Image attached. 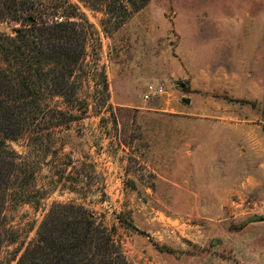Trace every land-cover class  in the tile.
<instances>
[{
  "label": "rangeland",
  "instance_id": "1",
  "mask_svg": "<svg viewBox=\"0 0 264 264\" xmlns=\"http://www.w3.org/2000/svg\"><path fill=\"white\" fill-rule=\"evenodd\" d=\"M71 1L95 35L68 123L7 142L31 201L5 200L0 264L54 202L115 227L127 264H264V0H148L110 31ZM147 83L164 92L144 100Z\"/></svg>",
  "mask_w": 264,
  "mask_h": 264
},
{
  "label": "trees",
  "instance_id": "2",
  "mask_svg": "<svg viewBox=\"0 0 264 264\" xmlns=\"http://www.w3.org/2000/svg\"><path fill=\"white\" fill-rule=\"evenodd\" d=\"M84 1L100 7L112 20L109 31L148 2ZM40 4L0 0V21L19 24L13 35L0 32V216L10 194L31 201L29 190L13 189L19 173L28 169L7 142L29 138L37 128L68 123L71 113L64 105L76 100L81 81L77 73L95 35L92 23L71 0H49L43 10ZM8 233H0V244L15 241ZM15 264H127V260L115 227H107L82 203L54 202Z\"/></svg>",
  "mask_w": 264,
  "mask_h": 264
},
{
  "label": "built area",
  "instance_id": "3",
  "mask_svg": "<svg viewBox=\"0 0 264 264\" xmlns=\"http://www.w3.org/2000/svg\"><path fill=\"white\" fill-rule=\"evenodd\" d=\"M163 92H164V87L162 84L147 83L144 87L142 98L144 100H151L159 97ZM262 208L264 210V206Z\"/></svg>",
  "mask_w": 264,
  "mask_h": 264
},
{
  "label": "water",
  "instance_id": "4",
  "mask_svg": "<svg viewBox=\"0 0 264 264\" xmlns=\"http://www.w3.org/2000/svg\"><path fill=\"white\" fill-rule=\"evenodd\" d=\"M185 101H187V100L185 99Z\"/></svg>",
  "mask_w": 264,
  "mask_h": 264
}]
</instances>
